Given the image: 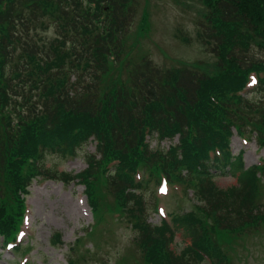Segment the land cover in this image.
<instances>
[{
    "label": "trees",
    "instance_id": "1",
    "mask_svg": "<svg viewBox=\"0 0 264 264\" xmlns=\"http://www.w3.org/2000/svg\"><path fill=\"white\" fill-rule=\"evenodd\" d=\"M199 1L205 9L196 36L214 58L209 71L188 64L163 69L144 54L135 58L126 38L136 0H0V235L6 241L14 239L24 196L39 176L84 185L95 233L107 225L98 192L113 195L116 211L109 215L125 213L147 264H195L204 256L230 264L228 245L264 223L257 201L264 163L244 167L242 154L229 159L228 151L232 127L242 133L251 126L264 139L263 99L256 98L264 92V58L256 56H264V0ZM142 14L148 22L147 10ZM252 76L255 95H243ZM254 111L260 119L250 116ZM153 132L160 139L178 134V143L154 150L145 142ZM89 139L96 153L84 155L81 172L45 167L48 154L75 156ZM211 169L230 172L235 183L217 186ZM140 171L146 180L165 176L194 190V208L175 214L190 239L178 253L169 247L173 232L165 222H146L148 188ZM90 235L70 250L79 252Z\"/></svg>",
    "mask_w": 264,
    "mask_h": 264
},
{
    "label": "rangeland",
    "instance_id": "2",
    "mask_svg": "<svg viewBox=\"0 0 264 264\" xmlns=\"http://www.w3.org/2000/svg\"><path fill=\"white\" fill-rule=\"evenodd\" d=\"M137 13L126 38V47L135 58L146 55L152 62L163 69L180 67L183 64L196 66L199 70L209 71V64L214 61L208 47L196 36L198 21L204 6L199 0H136ZM147 10L148 22L143 20L142 10ZM147 23V25H146ZM147 27V28H143ZM51 33H42L40 41L44 37H50ZM262 55L264 53L262 52ZM256 56L264 58L261 53ZM253 85L248 86V94L255 95ZM256 98L263 99L264 92L256 91ZM258 112L254 111L250 116L260 119ZM247 135L240 138L236 128H232L230 147L232 154H242L244 167L262 164L264 160V139H258L252 127H242ZM150 146L154 150L157 147H167L170 143H176V137L172 140L157 141L149 138ZM73 157H61L50 153L45 157V167L55 168L59 171L77 173L86 167L85 154L95 153V142L88 140L85 145L78 149ZM264 170V168L262 169ZM260 170L261 188L257 201L264 204V172ZM212 171V169H211ZM213 179L217 186L225 188L235 183V175L230 172H214ZM154 179L144 183L147 191L143 194L146 222L159 224L163 215L175 218V213L183 214L194 208L195 199L193 188L189 185L185 198H180V189L167 188L164 192L163 184H153ZM163 189V190H161ZM99 191V199L104 204L99 205L103 214H100L104 225L102 231L95 233L89 227L92 224L91 210L83 193V186L75 184H63L57 180H35L29 187L27 195V214L22 225L20 244L29 247L27 255H21L19 250L7 249L0 238V264H19L20 260L28 259L30 264H66L70 253L76 258L77 264H147L143 260L141 249L136 244L137 231L121 210V215L111 217L109 214L116 211L113 207L114 196L105 192L104 188ZM154 192L157 196L160 212L155 211ZM167 192V193H166ZM141 194V193H140ZM142 197V198H143ZM190 197V198H189ZM108 207V209H107ZM117 215V213H115ZM90 232V240L101 247L92 258L85 257L81 253H73L71 246L78 239ZM60 236L57 245L52 246L53 236ZM172 242L169 247L178 253L189 238L184 234L181 226L173 232ZM91 242H86L94 252L96 249ZM80 245V244H79ZM74 248V247H73ZM227 254L230 264H264V223L256 229L250 228L240 237L228 245ZM85 257L87 261L82 260ZM195 264H209L208 261H199Z\"/></svg>",
    "mask_w": 264,
    "mask_h": 264
}]
</instances>
